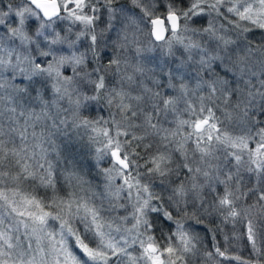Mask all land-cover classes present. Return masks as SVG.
Masks as SVG:
<instances>
[{
	"label": "snow or ice",
	"instance_id": "snow-or-ice-1",
	"mask_svg": "<svg viewBox=\"0 0 264 264\" xmlns=\"http://www.w3.org/2000/svg\"><path fill=\"white\" fill-rule=\"evenodd\" d=\"M177 4L187 8L188 0L0 2V264H264V80L257 87L243 79L246 57L225 65L242 79L237 95L220 70L224 57L185 36L197 30ZM157 5L166 15L153 14ZM252 12L237 14L252 19ZM145 18L150 26L142 40ZM204 31L225 49L233 43L212 26ZM178 48L187 55L163 83L143 59L131 63L122 55L134 49L141 58L154 51L172 56ZM193 59L189 78L183 69L192 71ZM116 75L135 79L141 94L110 88L109 102L116 100L126 123L102 127L107 121L90 120L82 109ZM217 99L229 126L216 115ZM64 100L75 126L91 133L102 191L78 167H59L64 154L49 120L56 128L52 108L62 111ZM161 115L173 116L175 126L165 128ZM150 136L175 144L177 159L183 157L178 167L186 183L176 184L171 208L161 206L129 160L130 149L134 156L141 146L151 150L144 143ZM173 163L169 151L158 149L147 168L167 177ZM205 194H212L210 203Z\"/></svg>",
	"mask_w": 264,
	"mask_h": 264
},
{
	"label": "clouds",
	"instance_id": "clouds-1",
	"mask_svg": "<svg viewBox=\"0 0 264 264\" xmlns=\"http://www.w3.org/2000/svg\"><path fill=\"white\" fill-rule=\"evenodd\" d=\"M261 2L262 0H188L187 8L177 4V8L182 10L181 19L184 20L185 14L191 13V15L187 16V19L184 20V22L190 29L197 30L195 34L189 31L188 33H185V36L192 37L199 41L202 47L210 50L214 49L224 57V60L220 62V70L228 73L227 78L232 82L233 91H237V95H239L238 88L243 86L242 79L238 73L229 71L225 65L230 67L239 58L246 57V63L249 66V75H246L243 79L251 80L257 87H259L260 81L264 80V27H261V24H264V16H261L258 20L256 17L257 10L261 8ZM248 8L253 10L252 19H248L247 17L241 18L237 14V11L243 12ZM233 9L237 11H234ZM150 10L156 16L166 15L165 10L159 8L158 5L156 8ZM197 14H199V16ZM193 20H195V23H193ZM149 26L148 20L145 18L144 23L141 25L143 28V32L141 33L142 40L148 39L146 33ZM210 26L214 27L218 34H222L231 39L233 43L228 48H223L220 41L212 38L209 33L204 31V29ZM181 27L183 28V25ZM117 31H119V28H117ZM113 35L115 38V33ZM249 50H251V55L249 54ZM122 55H126L131 63H138L143 59V63L147 68H150L152 72L161 75V82L163 83V78L166 76L167 71L184 62V57L187 53L183 48H178L172 56H167L158 51H154L141 58L136 56L134 49H132ZM189 63L192 65V71H188L186 68L183 69V71L185 75L192 78L195 76L197 64L195 59ZM128 72L129 74L132 73L131 67H129ZM17 78L19 79V77ZM139 79L144 81L145 84H148L149 87H152V84H149L143 76ZM121 86L128 90H133V95L141 94L142 85H140L135 79L133 81H121L120 76L116 75L106 88L100 92L99 99L86 102V106L82 109V115L90 120L107 121V124L101 125L102 127L112 128L113 120L120 123H126L124 114L121 113L116 100L112 99L111 102H109V89H119ZM80 89L81 91H87L88 95L94 94L91 92V85H88L87 89L84 88V85H80ZM160 91L163 93L164 89H160ZM29 102L31 101L29 100ZM192 102L195 103V99H193ZM217 105H219L220 109L216 112L218 119L222 121V126H229V122L226 121L222 115L224 104L217 99L214 100L212 106L215 108ZM143 107L144 105H141V108ZM178 107L183 111V101L178 103ZM61 108L63 109L62 111L55 107L52 108V118L57 123L56 128H51L52 120H49L52 139L56 141V144L60 146L61 151L64 154V158L59 161V167L61 169L64 167H78L79 170L92 180L97 191H102L104 178L100 172V168L96 165L93 158V147L88 139V136L91 133L86 131L83 127L75 126L73 113L71 111L72 105L69 104L67 100L62 101ZM160 118L165 128L175 126V119L173 116L169 115L165 117L164 115H161ZM61 121H64L65 123H61ZM136 122L140 123V121ZM232 127L235 126L232 125ZM137 134L141 135L143 134V131H139ZM176 139L179 140L180 137H176ZM102 141L103 138H101V142ZM144 143L151 145V150L143 149V146H141L138 150L139 155L134 156L132 154L133 150L130 149L129 160L134 164V171L138 172L143 177L142 182L148 184L150 190L162 198L161 206L171 208L173 201L170 200L169 197L173 196V189L178 182L186 183L183 179L182 170L178 167V165L181 164L183 157L177 159L178 153L173 151L176 145L161 142L158 137L150 136L144 141ZM165 144H167L166 148ZM158 149L169 151L172 160L174 161V163L170 165L174 171L167 177H162L158 174L149 172L147 168V159L154 155ZM189 154L191 155V153ZM105 163L107 162L105 161ZM61 183H63L62 178ZM205 198L210 203L212 200V194H205ZM193 203H195L196 206L195 210L203 211V209L200 208L199 202ZM120 211H123V209ZM156 225L158 228L166 230L167 226L162 220L158 219Z\"/></svg>",
	"mask_w": 264,
	"mask_h": 264
},
{
	"label": "trees",
	"instance_id": "trees-1",
	"mask_svg": "<svg viewBox=\"0 0 264 264\" xmlns=\"http://www.w3.org/2000/svg\"><path fill=\"white\" fill-rule=\"evenodd\" d=\"M0 1H2V0H0ZM3 1H4V0H3ZM217 223H219V220H217ZM228 227H231V225H229ZM207 243H208V241L206 240V241H205V244L207 245ZM241 251H242V252H245V255H247V251H246V250H244V249L242 248ZM197 264H199V261H197Z\"/></svg>",
	"mask_w": 264,
	"mask_h": 264
},
{
	"label": "rangeland",
	"instance_id": "rangeland-1",
	"mask_svg": "<svg viewBox=\"0 0 264 264\" xmlns=\"http://www.w3.org/2000/svg\"><path fill=\"white\" fill-rule=\"evenodd\" d=\"M0 2H2L3 4L6 5V4L9 2V0H4V1L2 0V1H0ZM45 147H47V145H45Z\"/></svg>",
	"mask_w": 264,
	"mask_h": 264
}]
</instances>
